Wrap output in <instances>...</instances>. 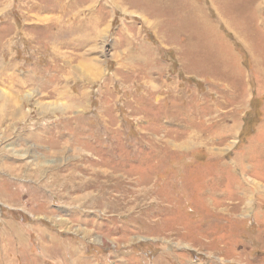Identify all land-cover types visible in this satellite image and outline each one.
<instances>
[{"label": "rangeland", "instance_id": "obj_1", "mask_svg": "<svg viewBox=\"0 0 264 264\" xmlns=\"http://www.w3.org/2000/svg\"><path fill=\"white\" fill-rule=\"evenodd\" d=\"M259 200L264 0H0V227L28 255L264 264Z\"/></svg>", "mask_w": 264, "mask_h": 264}, {"label": "crops", "instance_id": "obj_2", "mask_svg": "<svg viewBox=\"0 0 264 264\" xmlns=\"http://www.w3.org/2000/svg\"><path fill=\"white\" fill-rule=\"evenodd\" d=\"M50 241L56 246L49 248L44 246V252L46 257L55 261L57 257L62 256L63 249L54 238ZM0 264H42V260L35 255L27 254L26 244L18 228L4 224L0 227Z\"/></svg>", "mask_w": 264, "mask_h": 264}, {"label": "bare ground", "instance_id": "obj_3", "mask_svg": "<svg viewBox=\"0 0 264 264\" xmlns=\"http://www.w3.org/2000/svg\"><path fill=\"white\" fill-rule=\"evenodd\" d=\"M255 187H256V186H255ZM257 192H258V191H257ZM235 195H236V197H239V198L241 199V201H243V203L245 202V208H246V209H250V208H251V206H250V205H251V202H249L247 199H244V200H243L244 197L241 198L240 196H238L237 193H236ZM235 195H234V196H235ZM244 195H245L246 198H247L246 193H245ZM258 196H259V195H258ZM260 201H261V202H264V201H262V200H259V202H260ZM258 205H261V204L259 203ZM261 206H262V205H261ZM259 222H261V221H259Z\"/></svg>", "mask_w": 264, "mask_h": 264}]
</instances>
